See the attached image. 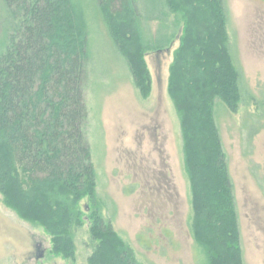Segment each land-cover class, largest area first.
Returning a JSON list of instances; mask_svg holds the SVG:
<instances>
[{
    "label": "trees",
    "instance_id": "1",
    "mask_svg": "<svg viewBox=\"0 0 264 264\" xmlns=\"http://www.w3.org/2000/svg\"><path fill=\"white\" fill-rule=\"evenodd\" d=\"M98 2L145 98L152 91L145 56L173 42L176 31L168 35L164 21L169 12L177 13L174 25L183 27L168 90L181 121L193 235L210 264H243L234 185L213 113L215 97L234 112L242 98L227 0ZM0 6L8 40L0 50V192L22 217L56 235L57 250L72 253L80 200L88 197L98 205L87 137L85 8L80 0H0ZM151 19L164 32L157 46L145 33ZM90 219L92 235L100 240L90 264H139L98 209Z\"/></svg>",
    "mask_w": 264,
    "mask_h": 264
},
{
    "label": "rangeland",
    "instance_id": "2",
    "mask_svg": "<svg viewBox=\"0 0 264 264\" xmlns=\"http://www.w3.org/2000/svg\"><path fill=\"white\" fill-rule=\"evenodd\" d=\"M80 1L88 28L87 137L97 174L98 205L88 197L80 200L81 224L70 233L74 252L64 253L57 250L56 235L46 225L22 217L0 192V264H90L100 241L91 231L95 209L139 264H210L192 231L194 210L181 121L168 90L183 25H174L177 13L166 15L164 30L168 35L176 32L173 42L169 36L172 43L145 56L152 76V91L145 98L134 85L129 63L111 36L98 0ZM227 5L242 98L234 112L215 97L213 113L234 185L243 264H264V0L257 4L227 0ZM0 8L2 20L6 13ZM149 22L145 33L157 46L164 32L158 19ZM7 43L0 27V50ZM39 243L44 248L41 258H37Z\"/></svg>",
    "mask_w": 264,
    "mask_h": 264
},
{
    "label": "flooded vegetation",
    "instance_id": "3",
    "mask_svg": "<svg viewBox=\"0 0 264 264\" xmlns=\"http://www.w3.org/2000/svg\"><path fill=\"white\" fill-rule=\"evenodd\" d=\"M36 248H37V253H38V254H41V253L44 252V250H43L44 248H43V246H42L41 243L37 244V245H36Z\"/></svg>",
    "mask_w": 264,
    "mask_h": 264
},
{
    "label": "crops",
    "instance_id": "4",
    "mask_svg": "<svg viewBox=\"0 0 264 264\" xmlns=\"http://www.w3.org/2000/svg\"><path fill=\"white\" fill-rule=\"evenodd\" d=\"M254 3H259V2H262L263 0H261V1H259V0H252ZM258 5H260V4H258ZM228 6V5H227ZM259 8H260V6H258ZM261 10H264V8H262ZM229 16V15H228Z\"/></svg>",
    "mask_w": 264,
    "mask_h": 264
},
{
    "label": "water",
    "instance_id": "5",
    "mask_svg": "<svg viewBox=\"0 0 264 264\" xmlns=\"http://www.w3.org/2000/svg\"><path fill=\"white\" fill-rule=\"evenodd\" d=\"M43 256H44V252L41 253V254H39V255L37 256V258H41V257H43Z\"/></svg>",
    "mask_w": 264,
    "mask_h": 264
}]
</instances>
